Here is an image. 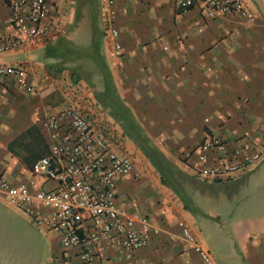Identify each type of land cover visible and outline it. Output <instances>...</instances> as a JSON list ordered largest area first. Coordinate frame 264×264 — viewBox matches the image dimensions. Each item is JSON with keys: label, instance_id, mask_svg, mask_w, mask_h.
<instances>
[{"label": "crops", "instance_id": "1", "mask_svg": "<svg viewBox=\"0 0 264 264\" xmlns=\"http://www.w3.org/2000/svg\"><path fill=\"white\" fill-rule=\"evenodd\" d=\"M45 1L49 14L56 15L50 32L0 56V66L24 67L33 88L29 92L12 78L0 77V171L12 185L27 182L32 163L47 154L51 138L40 129L43 118L66 108L103 123L101 130H113L115 140L131 156L129 140L96 105L87 86L74 82L71 72L59 66V58L44 54L46 46L72 25L75 0ZM240 1L253 21L232 16L206 20L196 9L179 13L173 0H113L119 58L112 55L111 41L102 33L103 0L93 6L102 33V55L119 98L149 142L173 164L179 152L197 146L205 136L220 137L228 144L239 138L264 139V0ZM8 2L0 0V34L8 29ZM77 30L70 35L74 45L77 35L80 39ZM88 41L85 37L84 45ZM251 172L254 168L225 181H202L207 188L196 190L195 197L185 190L193 209H185L161 185L159 176L120 179L115 190L119 205L146 217L160 232L128 261L109 252L93 264H202L182 242L181 226L214 264H264V207L231 221L227 238L214 221L216 213L202 209L201 199L213 194L212 186L228 190ZM27 223L30 228L23 231L21 250L0 264H78L59 247L55 235Z\"/></svg>", "mask_w": 264, "mask_h": 264}, {"label": "built area", "instance_id": "2", "mask_svg": "<svg viewBox=\"0 0 264 264\" xmlns=\"http://www.w3.org/2000/svg\"><path fill=\"white\" fill-rule=\"evenodd\" d=\"M173 8L179 13L196 9L206 20L232 16L253 21L240 0H173ZM100 14L103 36L110 39L112 55L119 58L113 0H103ZM55 18L45 0H9L0 56L45 37ZM0 77H10L22 89L33 91L24 67L0 66ZM99 126L103 123H93L70 108L47 114L40 129L51 141L47 154L32 163L29 180L12 185L0 171V200L35 229L55 235L59 247L78 264H93L109 252L128 261L160 232L146 217L131 214L117 202V182L126 177L137 181L139 171L114 133ZM263 157L264 139L239 138L228 144L220 137L205 136L197 146L179 152L174 165L196 180L221 182L244 174ZM35 185L38 189L33 190ZM180 238L202 264H214L182 226Z\"/></svg>", "mask_w": 264, "mask_h": 264}, {"label": "trees", "instance_id": "3", "mask_svg": "<svg viewBox=\"0 0 264 264\" xmlns=\"http://www.w3.org/2000/svg\"><path fill=\"white\" fill-rule=\"evenodd\" d=\"M75 16L72 25L65 35L49 43L44 54L52 58H59V66L71 72L74 82L81 81L91 91L96 105L106 112L108 117L116 123L124 137H126L143 155L156 174L161 185L168 188L177 196L185 209L190 202L185 193V184L192 183L194 178L187 176L170 162L161 151L153 146L135 121L130 110L124 106L118 96L110 71L101 51L102 33L97 27V11L93 6L97 0H75ZM86 5V16L90 21L89 41L85 46H77L70 40L81 18V5ZM82 62H88L91 70H84Z\"/></svg>", "mask_w": 264, "mask_h": 264}, {"label": "rangeland", "instance_id": "4", "mask_svg": "<svg viewBox=\"0 0 264 264\" xmlns=\"http://www.w3.org/2000/svg\"><path fill=\"white\" fill-rule=\"evenodd\" d=\"M86 5L82 4L80 8L81 18L77 24V31L79 32L80 39L76 42L80 43L76 45L85 46L83 41H86L90 35V21L86 16ZM95 10V9H94ZM5 56V55H4ZM82 67L84 70L90 71L91 67L88 62H82ZM110 130V129H109ZM113 132V130H110ZM114 133V132H113ZM129 152L131 153V158L133 159L138 171L139 180H152L157 178L156 172L143 157L140 151L130 142L127 141ZM251 172L242 181L234 183L231 188L227 190L223 185L212 186V193H208L207 197L202 198L204 211H214L216 213L217 219L214 221L221 225L222 233L225 238L229 235V224L231 221H237L247 218L251 215L254 209L259 207H264V157L256 163ZM188 176V175H187ZM202 181L193 180L192 183L185 184L186 192L191 195L194 192L204 190ZM198 196L194 194L195 197ZM201 198V196H200ZM188 207L193 209V203L189 202ZM213 221V222H214ZM28 224L25 219L15 210L7 207L2 201H0V261H8L11 258V254L16 250H21V246L24 241V230H28ZM225 233V234H224ZM12 248V249H11Z\"/></svg>", "mask_w": 264, "mask_h": 264}]
</instances>
